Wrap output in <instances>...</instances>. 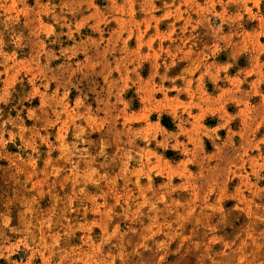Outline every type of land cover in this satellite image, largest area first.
Masks as SVG:
<instances>
[{
	"label": "rangeland",
	"instance_id": "obj_1",
	"mask_svg": "<svg viewBox=\"0 0 264 264\" xmlns=\"http://www.w3.org/2000/svg\"><path fill=\"white\" fill-rule=\"evenodd\" d=\"M0 264H264V0H0Z\"/></svg>",
	"mask_w": 264,
	"mask_h": 264
},
{
	"label": "trees",
	"instance_id": "obj_2",
	"mask_svg": "<svg viewBox=\"0 0 264 264\" xmlns=\"http://www.w3.org/2000/svg\"><path fill=\"white\" fill-rule=\"evenodd\" d=\"M165 119L166 120L163 121V125H165L168 128L172 127L171 124L168 122L167 118H165Z\"/></svg>",
	"mask_w": 264,
	"mask_h": 264
}]
</instances>
